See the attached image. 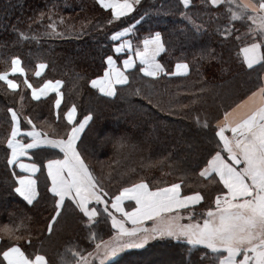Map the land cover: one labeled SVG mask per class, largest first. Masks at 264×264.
Returning a JSON list of instances; mask_svg holds the SVG:
<instances>
[{"label":"trees","instance_id":"obj_1","mask_svg":"<svg viewBox=\"0 0 264 264\" xmlns=\"http://www.w3.org/2000/svg\"><path fill=\"white\" fill-rule=\"evenodd\" d=\"M190 2L184 8L180 0H141L133 15L109 23L111 12L97 0H0V73L11 69L14 57L25 72L24 78L12 76L17 89L0 80L1 251L16 245L28 258L40 254L47 264H72L75 254H87L99 238L106 240L111 234L106 214L90 225L74 206L53 222L49 232L54 201L40 199L29 206L14 193L16 171L7 165L9 109L17 113L21 128H28L30 119L53 138L66 136L63 115L71 106L76 107L77 121L94 114L78 143L82 158L110 195L141 179L153 188L175 182L182 184L184 193L199 191L205 197L194 207L197 214L215 207L217 188L223 186L217 177L213 184L199 172L206 157L210 158L209 150L217 149L215 131L223 112L261 86L264 68L256 65L249 70L240 53L243 45L257 41L261 29L253 12L239 7V0H224L217 6L209 0ZM141 16L147 19L130 34L134 49L149 33L160 31L166 51L159 61L171 71L175 63L185 62L189 71L183 76L150 78L136 66L128 73V83L118 86L113 97L103 96L90 81L103 73L104 58L113 54L109 36ZM52 24L60 35L52 34ZM38 63L46 67L35 77ZM24 79L32 85L61 81L57 115L55 96L33 100ZM117 137H124L122 147L114 146ZM31 155L42 162L44 153L34 150ZM45 177L46 173L39 179L42 193ZM93 235L98 238L93 240ZM204 252L208 255L201 257ZM215 256L201 246L191 249L161 240L142 250H127L107 264H161L164 260L207 264Z\"/></svg>","mask_w":264,"mask_h":264},{"label":"snow or ice","instance_id":"obj_2","mask_svg":"<svg viewBox=\"0 0 264 264\" xmlns=\"http://www.w3.org/2000/svg\"><path fill=\"white\" fill-rule=\"evenodd\" d=\"M97 2L102 8L111 10L113 20L109 23L133 15L137 10L136 6L141 4V0ZM182 2L186 6L189 4V0ZM211 3L217 5L220 0H211ZM239 7L242 10L250 7L253 12L264 14V0H260L258 6L240 4ZM233 16L235 18V13ZM260 18L264 20V15ZM146 19L147 16L134 18L130 25L109 36L113 41L112 52L115 58L112 54L106 55L103 75L90 81L91 86L100 93L114 96V86L128 83L129 76L126 73L134 68L136 61L139 62V72L145 77L155 78L162 74L173 76L189 71L187 63H176L175 71H171L157 59L166 51L160 31L149 33V36L142 40V50L137 48L135 56L127 55L121 61L123 68L117 66L119 56L126 49L131 53L133 46L130 41H116L135 30ZM248 19L252 20L254 17L249 16ZM49 27L52 34L60 35L56 32L54 24ZM256 40L257 42L240 49L243 62L249 70H253L256 65L264 68V25L256 34ZM11 63L12 73H23V69L19 67V58L14 57ZM45 67L43 63L38 64L35 75L40 76ZM7 75L0 73V80L5 81L9 88L15 89L16 83L8 79ZM60 83L46 81L42 88L32 89L33 99L39 100L41 96L53 91L56 93L54 106L60 109ZM25 84L32 88L27 80ZM259 94L258 104L254 100L257 93H253L249 98L252 104L247 107V111L236 115L235 109L232 112H223V120L218 123V130L215 131L219 144L217 149L209 150L210 158L206 157V163L199 172L200 177L209 179L213 184L217 183L215 178L218 177V184L223 187L217 188L215 207L209 206L200 214L195 212L194 207L200 205L205 197L199 191L184 193L181 183L174 182L169 186L153 188L141 179L130 186L122 187L118 194L110 195L82 158L78 143L82 142L81 134L86 125L94 119V114L85 115L77 121L75 106L68 108L64 113L68 126L66 138H50L42 134L29 119L27 123L32 125V128L23 133L28 140L25 143L17 139L22 135L18 115L9 109L12 127L6 144V148L10 150L7 165L18 167L23 173H27H13L16 176L13 191L29 206L40 199L54 201V214L48 225L49 232L53 230V222H58L64 211L73 205V210L78 209L79 213L83 214L82 219L87 218L90 225L93 222L99 223L98 217L106 214L105 219L111 222V234L106 240L99 238V243L95 245L94 254L99 264H107L127 250H142L150 246V242L161 240L176 242L191 249L201 246L216 254L215 258L208 259L207 264H264V87L259 89ZM247 104L248 102L242 101L237 108ZM226 131L232 133L231 137L225 135ZM123 139L124 137H117L114 146L122 147ZM221 144L222 149L219 147ZM29 150L44 153L42 162H20L21 157L28 156ZM222 152H226L227 157L222 155ZM45 172V191L42 193L39 190V179ZM125 201H134L135 206L127 210ZM93 203L96 206H90ZM98 206H103L102 210ZM185 220L187 222H184ZM97 238L96 235L92 236L93 240ZM2 255L7 264H46L43 255L37 254L33 260L16 246L8 247ZM206 255L208 252L201 253V257ZM89 264H95V261ZM161 264L172 262L164 260Z\"/></svg>","mask_w":264,"mask_h":264},{"label":"crops","instance_id":"obj_3","mask_svg":"<svg viewBox=\"0 0 264 264\" xmlns=\"http://www.w3.org/2000/svg\"><path fill=\"white\" fill-rule=\"evenodd\" d=\"M224 0H220V3L219 4H221L222 2H223ZM242 4H249V5H252V4H254V5H257L258 6V4L260 3V1L259 2H256V1H254V0H239ZM180 2H181V4L183 5V7L184 8H187L189 5H190V0H189V4L186 6V5H184L183 4V2H182V0H180ZM209 2L211 3V0H209ZM212 4V3H211ZM219 4H217V5H219ZM100 5V4H99ZM213 5V4H212ZM217 5H214V6H217ZM249 10H251L252 11V9L249 7L248 8ZM107 10H109L110 12H111V10L110 9H107ZM253 12V11H252ZM253 14L255 15V22H256V27L258 28V29H261V26L262 25H264V20H261V15H264V14H257L256 12H253ZM184 17H185V19L187 20L188 19V16L185 14V15H183ZM124 28V27H123ZM122 28H120V29H118V30H121ZM117 30V31H118ZM131 32L132 31H130L128 34H126V35H124L123 37H121L118 41H116V43H122V42H124V41H130L131 42V44H132V46H133V50H132V52L131 53H128V51H127V49L125 50V52L123 53V54H121L120 56H119V58L117 59V66L118 67H121V68H123V65H122V63H121V61L123 60V59H125L126 57H127V55H129V54H131V55H133V56H135V50L136 49H134V44L132 43V41H131V39H130V34H131ZM253 42H257V41H252V42H249V43H247V44H250V43H253ZM247 44H245V45H243L241 48H243V47H245ZM113 47V46H112ZM142 48H143V44H142V41H141V44H140V47H139V49H141L142 50ZM162 54V53H161ZM112 55H114V58H115V54L113 53ZM157 59L159 60V56L157 57ZM177 63H185V62H177ZM38 64H41V63H38ZM37 64V65H38ZM176 64V63H175ZM136 66H138L139 67V62L138 61H136V64H135V66H134V68L136 67ZM19 67L20 68H22V66H21V63H20V65H19ZM105 67H106V64H105ZM11 68H12V66H11ZM133 68V69H134ZM23 69V68H22ZM133 69H131V70H128V72L126 73V74H128L130 71H132ZM38 69H37V66H36V70H35V73H36V71H37ZM105 70V69H104ZM44 71H45V69H43L42 71H41V75L44 73ZM173 71H175V65H174V67H173ZM8 75H7V78L8 79H10V80H13L12 79V76H14V75H20V76H22L23 78H24V76H25V72H24V70H23V73H21V72H19V71H17L16 73H12V71H11V69L8 71V72H6ZM35 73H34V76L35 77H40V76H36L35 75ZM103 73H104V71H103ZM103 73L100 75V76H102L103 75ZM188 73V72H187ZM187 73H185V74H178V75H174V76H183V75H186ZM97 77H99V76H97ZM97 77H95V78H97ZM95 78H93V79H95ZM150 78H152V77H150ZM25 80L26 79H24V82H25ZM14 81V80H13ZM46 81H52L53 83H55L56 81H59V80H46ZM46 81H44L42 84H39V85H32V88H29L28 87V85H27V87L29 88V94H30V97L33 99V97H32V89H40V88H42V86L44 85V83L46 82ZM15 82V81H14ZM61 82V81H60ZM16 83V82H15ZM28 84H30L29 82H28ZM16 88L15 89H17V87H18V84L16 83ZM91 85V84H90ZM118 86H122V85H115L114 87H115V89L118 87ZM92 87V86H91ZM261 87H264V70H263V72H262V75H261V86L259 87V88H257L256 90H254L252 93H250L248 96H246L243 100H241L240 102H238L235 106H233L229 111L230 112H232V110H236L235 111V113H234V115H236V114H239V113H241V112H243V111H247V107L248 106H251V104H252V101H250L249 100V98L250 97H252V94L253 93H257V95H256V97L254 98V100L256 101V103L258 104L259 103V100H260V94H259V89L261 88ZM60 88H61V83H60V86H59V88H58V91L61 93V91H60ZM93 88V87H92ZM11 89V88H10ZM95 90H97L99 93H100V91L98 90V89H96V88H94ZM101 95H103V96H106V95H104V94H102V93H100ZM49 95H54L55 96V98H54V102H55V99H56V93L55 92H53V91H50L46 96H41L40 97V99L39 100H43L44 98H46V97H48ZM106 97H109V96H106ZM113 97V96H112ZM33 100H37V99H33ZM61 101H62V93H61ZM242 101H245V102H248V104L247 105H242L241 106V108H237V105H240L241 104V102ZM72 107V106H71ZM54 115H57V108L54 106ZM63 119H64V115H63ZM83 119V118H82ZM18 120H19V118H18ZM223 120V118L219 121V122H221ZM64 121L67 123V121L64 119ZM218 122V123H219ZM217 123V124H218ZM31 128H32V125H29L28 124V128H21V136H18L17 137V139H20L21 140V142L22 143H25V142H28V140H27V138L23 135V133H25L26 131H28V130H31ZM36 130L37 131H39V132H41L42 134H45L44 132H42V130H40V129H38V128H36ZM225 135L226 136H229V137H231V135H232V133L230 132V131H226L225 132ZM48 136V135H47ZM50 137V136H49ZM50 138H53V137H50ZM56 138H60V137H56ZM64 138H66V136L64 137ZM32 151H34V150H29V154H28V156H25V157H21L20 158V162H23V163H31V162H36L35 160H33V158H32V155H31V152ZM222 155H224L225 157H227V153L226 152H223L222 153ZM31 157V158H30ZM14 170L16 171V173L17 174H20V175H27V173H23L18 167H15L14 168ZM46 173V172H45ZM218 178V177H217ZM110 203V202H109ZM93 205H95L94 203L92 204V205H90V206H93ZM124 205H125V207H126V209L127 210H130V208L131 207H134L135 206V203H134V201H125L124 202ZM74 206V205H73ZM197 206V205H196ZM75 207V206H74ZM103 207V206H102ZM78 210V209H77ZM78 212H79V210H78ZM117 216L119 217V214H117ZM110 221V220H109ZM184 222H187L186 220L184 221ZM202 222V221H201ZM110 225H111V222H110ZM128 226H130V225H128ZM99 243V242H98ZM96 245V244H95ZM95 245H94V247L92 248V250H90L87 254H84L83 256H80V255H78V254H75V257H76V259H75V262L74 263H72V264H81V262H83V264H89V262H91V261H95V264H99V261H98V259L96 258V256H95ZM13 246H16V245H13ZM9 247H11V246H9ZM16 247H18V246H16ZM7 250V248H5V249H3L2 251L0 250V264H7V261H4L3 260V255H2V252L3 251H6ZM22 251V250H21ZM92 254V255H89V254ZM40 255V254H39ZM240 258H242V257H240ZM30 259H35V256L33 257V258H30ZM111 260H113V258L111 259ZM110 260V261H111ZM46 261V260H45ZM108 263V262H107ZM47 264V263H46Z\"/></svg>","mask_w":264,"mask_h":264}]
</instances>
